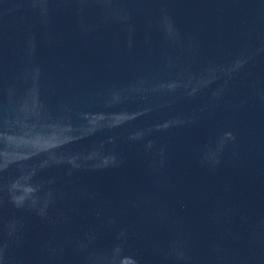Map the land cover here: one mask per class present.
Here are the masks:
<instances>
[{
    "label": "water",
    "instance_id": "95a60500",
    "mask_svg": "<svg viewBox=\"0 0 264 264\" xmlns=\"http://www.w3.org/2000/svg\"><path fill=\"white\" fill-rule=\"evenodd\" d=\"M0 264H264V0H0Z\"/></svg>",
    "mask_w": 264,
    "mask_h": 264
}]
</instances>
